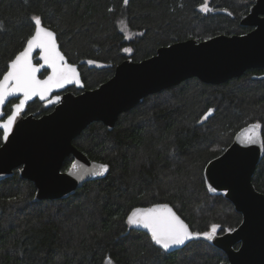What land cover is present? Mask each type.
Returning <instances> with one entry per match:
<instances>
[{"label": "trees", "instance_id": "16d2710c", "mask_svg": "<svg viewBox=\"0 0 264 264\" xmlns=\"http://www.w3.org/2000/svg\"><path fill=\"white\" fill-rule=\"evenodd\" d=\"M255 1L207 0L211 11L203 12V0H0V79L32 34V15L56 32L69 62L79 65L85 89H95L128 58L141 61L186 39L250 31L240 20ZM15 102L4 108L6 116ZM53 108L36 99L26 114L42 116ZM257 122L264 139V68L218 85L189 78L144 97L112 129L91 123L73 142L109 166L104 178L68 198L42 201L34 200V184L18 170L0 181V264H104L106 258L115 264H227V255L202 236L166 253L126 220L136 206L165 202L193 232L210 231L212 224L221 227L218 234L234 230L242 215L224 194L209 191L204 170L239 130ZM72 162L67 157L62 170ZM253 184L264 193V155Z\"/></svg>", "mask_w": 264, "mask_h": 264}, {"label": "water", "instance_id": "95a60500", "mask_svg": "<svg viewBox=\"0 0 264 264\" xmlns=\"http://www.w3.org/2000/svg\"><path fill=\"white\" fill-rule=\"evenodd\" d=\"M240 25L251 30L244 34H220L203 41H178L159 47L156 54L141 61L128 58L116 66L110 79L95 89H85L79 65L69 62L57 38L66 61L76 66L80 83L53 89L45 99L36 96L26 103L8 139H3L2 135L0 181L11 177L18 169L20 177L34 184V200L42 201L68 198L84 183L104 178L108 171L99 176H80L69 173L71 166L62 170L69 156L73 159L72 164L78 163L89 170L106 164L90 159L78 149L74 139L93 122L100 121L112 129L120 114L134 108L144 97L189 78L196 77L204 83L218 85L242 76L249 69L264 68V0L254 2L242 16ZM33 63L37 66L43 64L39 60L38 50L33 53ZM44 71L48 73L42 77ZM50 73L51 69L41 68L37 78L45 79ZM70 87H76L81 92L69 91ZM57 95L60 97L58 101L55 99ZM22 98V94H19V98L9 97L5 101L2 106L4 119L7 118L4 111L7 104L14 99L17 100L16 104ZM36 99L47 107L54 106L53 110L42 116L26 114L28 105ZM247 127L239 130L231 145L220 156L209 161L204 170L209 191L224 194L242 215L241 223L233 231L216 233L212 240H208L227 255V264H264V193L253 184V175L264 155V148L259 144L239 142L244 137L242 130ZM156 204H167L188 225L169 203L159 202L133 209ZM132 227L146 232L142 228Z\"/></svg>", "mask_w": 264, "mask_h": 264}, {"label": "snow or ice", "instance_id": "6c2138e0", "mask_svg": "<svg viewBox=\"0 0 264 264\" xmlns=\"http://www.w3.org/2000/svg\"><path fill=\"white\" fill-rule=\"evenodd\" d=\"M123 2L127 4L128 0H123ZM200 8L203 12L211 11L207 0H203ZM119 23L121 30L126 33L125 38H130L127 34L125 21L121 20ZM28 26L32 30V34L27 38L26 46L6 65L7 71L0 79V129L3 131V139L5 140L8 139L13 125L29 100L36 96L45 99L53 89L63 88L72 83H80L76 66L66 61L59 49L56 32L45 26L44 18L41 15H32L28 18ZM3 29L4 26L0 23V31ZM36 50L39 51V60L43 61V64H39V66L33 63V53ZM124 51L131 52L132 49L125 48ZM88 63L93 64L94 61L89 60ZM41 68L51 69V73L42 80L37 78V73L40 72ZM19 94H22L23 98L12 106L11 114L4 119L2 106L9 97L19 98ZM55 99L58 101L60 97L57 95ZM211 111L210 109L209 113H206L202 119H207ZM242 131L244 137L239 141L240 143L259 144L264 148V139L261 138V124L259 122L248 125ZM108 167L107 164H100L89 170L74 162L69 173L80 176H99L107 172ZM210 190L215 191L214 188H210ZM126 223L129 226L146 230L145 234L150 237L151 242L159 250L166 253L170 252L171 249H178L193 238L202 236L207 240H212L217 230L220 229L219 225L212 224L210 231L192 232L188 225L167 204L135 208L127 216ZM228 231H233V229H228Z\"/></svg>", "mask_w": 264, "mask_h": 264}, {"label": "rangeland", "instance_id": "374dc122", "mask_svg": "<svg viewBox=\"0 0 264 264\" xmlns=\"http://www.w3.org/2000/svg\"><path fill=\"white\" fill-rule=\"evenodd\" d=\"M127 54H129L130 52H126ZM221 228V227H220ZM220 229H218L217 231H219ZM104 264H115L114 261L110 258H106L104 260Z\"/></svg>", "mask_w": 264, "mask_h": 264}, {"label": "flooded vegetation", "instance_id": "af4514ba", "mask_svg": "<svg viewBox=\"0 0 264 264\" xmlns=\"http://www.w3.org/2000/svg\"><path fill=\"white\" fill-rule=\"evenodd\" d=\"M47 107V106H46ZM51 107H53V106H51ZM48 108H50V107H48ZM2 135H3V133H2ZM16 170H18V169H16ZM18 173H19V170H18Z\"/></svg>", "mask_w": 264, "mask_h": 264}]
</instances>
